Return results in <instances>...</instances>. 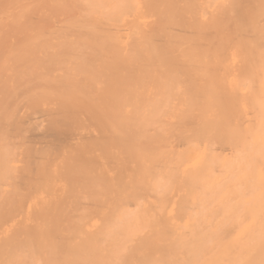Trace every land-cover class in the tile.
<instances>
[{
	"label": "bare ground",
	"instance_id": "bare-ground-1",
	"mask_svg": "<svg viewBox=\"0 0 264 264\" xmlns=\"http://www.w3.org/2000/svg\"><path fill=\"white\" fill-rule=\"evenodd\" d=\"M0 264H264V0H0Z\"/></svg>",
	"mask_w": 264,
	"mask_h": 264
}]
</instances>
